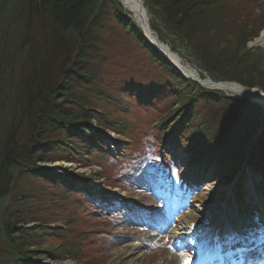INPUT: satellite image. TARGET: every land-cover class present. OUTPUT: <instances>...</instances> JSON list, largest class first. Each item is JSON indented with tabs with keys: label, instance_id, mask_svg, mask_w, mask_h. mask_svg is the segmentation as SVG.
I'll use <instances>...</instances> for the list:
<instances>
[{
	"label": "trees",
	"instance_id": "16d2710c",
	"mask_svg": "<svg viewBox=\"0 0 264 264\" xmlns=\"http://www.w3.org/2000/svg\"><path fill=\"white\" fill-rule=\"evenodd\" d=\"M142 1L158 40L167 44L166 33L170 50L201 79L264 94L262 58L246 47L264 30V9L259 18L249 10L256 0ZM115 27L144 54L137 61L143 68H129L135 76L126 79L107 74L112 35L104 29ZM127 98L153 113L144 155L157 160L160 144L172 135L190 164L212 170L225 185L245 167L263 174L264 185L262 108L180 76L116 0H0V264H39L49 250L59 264L91 248L94 240L75 226L78 217H60L66 231L47 233L61 194L76 196L80 206L91 194L88 179L39 164L106 159L109 130L127 144L126 155L135 150L127 134L136 126L121 104ZM114 108L119 117L112 116ZM38 182L42 194L32 191ZM49 237L64 242L43 249Z\"/></svg>",
	"mask_w": 264,
	"mask_h": 264
},
{
	"label": "rangeland",
	"instance_id": "374dc122",
	"mask_svg": "<svg viewBox=\"0 0 264 264\" xmlns=\"http://www.w3.org/2000/svg\"><path fill=\"white\" fill-rule=\"evenodd\" d=\"M256 2L257 4L249 10L255 18H259L263 16L264 0H256ZM144 8L151 23L152 12L147 5ZM108 30L111 29H104V36L111 39L112 35V39L111 43L105 47L107 74L118 75L119 79H126L130 75L135 76L126 72L129 68L139 67V70L143 68V65H138L137 62L140 58H144L143 53L139 54L140 47L134 49L135 45L130 37L120 28ZM163 36L168 46L172 39L166 33ZM259 37L247 42L246 47L255 49L254 53L262 58L259 71L261 78L264 79V44L263 47L254 46V42ZM126 52H129L128 55L131 57L126 59ZM120 66L124 68L121 72H119ZM148 68H151L150 64L144 65V69ZM146 80L148 78L141 80L144 85L149 84ZM257 90L263 94L262 91ZM223 93L236 97L227 91ZM128 101L129 98L121 104L128 108L126 115L128 123L132 122L136 126L130 135L127 134L134 142L135 150L132 148L127 155L123 153L124 149H128L127 144L118 138L116 133L109 130L108 137L120 142L107 144V149H110L112 153L106 159L99 158L97 161L94 159L95 161L89 165L70 162L39 164L53 173H63L62 171L65 170L67 174L83 175L88 179L87 186L97 192L89 201L82 198L80 206L75 204L76 196L69 193L61 194L63 199L58 202L60 207L56 210L57 221H50L47 233L66 231L67 226L60 217H78V224L75 226L78 230L88 232L89 240L93 239L94 242L90 244L91 248L87 249L82 258L61 260L59 264H84V260L88 264H195L202 249L192 251L190 249L192 245L199 242L204 247L212 239L214 246L219 245L220 238L225 232L226 237L230 235V232L238 233L239 229L236 225L251 222L254 212H256L253 216L254 224L259 223L261 217L257 203L262 201L264 205V199L258 196L257 192V184L261 179L259 174L249 172L239 181L240 186L224 187L223 182L215 176L210 174L203 176L197 172L198 170L193 172L194 169L188 167L189 162L184 153L181 154V151H178L173 144L167 149L161 148L160 155L162 157L172 153L176 155L174 164L170 165V168L175 175L176 171L183 170V179L175 178L167 183L162 173L154 167V161L144 155L145 143L152 140L149 133L153 113H146L149 110L128 105ZM115 109L111 112L112 116L119 117L120 112ZM193 173L199 178H195ZM40 183L43 184L38 182L36 188L30 186L32 191L42 194ZM247 186L250 187L249 192L246 191ZM251 196L253 198L247 203V198ZM107 200L116 202L114 209L106 210ZM251 201L254 202L253 207ZM133 209L136 213L133 211L131 214L130 210ZM145 222H148L149 226L144 224ZM244 228L245 226L241 228L242 231ZM247 229L249 228L246 227ZM198 232L199 237L190 238L191 234ZM202 238L205 242L199 241ZM63 242L61 239L59 241L55 237H49L41 243L43 249H53L58 248ZM49 251L48 255L39 257V264H57L50 256L52 251Z\"/></svg>",
	"mask_w": 264,
	"mask_h": 264
},
{
	"label": "bare ground",
	"instance_id": "6f19581e",
	"mask_svg": "<svg viewBox=\"0 0 264 264\" xmlns=\"http://www.w3.org/2000/svg\"><path fill=\"white\" fill-rule=\"evenodd\" d=\"M118 1L119 5L121 6L124 11H126L131 20L135 22L139 26V28H142L148 32L150 35V39L155 41L157 40L156 35L153 33V31L149 28V19L147 18V11L146 8H144L143 3L140 0H116ZM259 39H257L254 42V46L263 47L264 44V31L260 33ZM156 39V40H155ZM163 45L160 46L161 50H163L166 55L170 58V60L174 61V63L180 68L181 71L184 72L187 76L190 78H199L200 80H203V78H200V74L197 70H195L193 67H190L188 63H186L184 60L181 59L176 53H174L170 48L162 43ZM205 82L208 86L211 88L216 87L219 90L227 91L237 98L246 100H252L256 103H259L262 105L264 109V99L263 95L256 89L249 91H244L242 88H240V85H230V84H224V85H211L209 82ZM216 83V82H215ZM246 191H250V187L247 186ZM247 198V203L250 202L248 200L252 199ZM263 202L259 201L257 203L258 209L262 213L263 217V224L262 227H258L259 229H253V226L251 229L246 230L244 228L243 232L241 231V228H243L244 224L251 225L249 222L244 224H238L237 229L240 231L238 233L230 232V235L228 237H223L220 239L221 242L219 245L214 246V240H209L204 247L197 242L195 245L191 246L192 251H198L199 249H202L200 252L201 254L204 253V251L207 252L206 257L201 259V263L203 264H230L233 262L243 261L244 264H253V262H260V253L264 250V205ZM251 206H254V202L251 201ZM239 221H237L238 223ZM144 224L148 225V222H145ZM252 231V232H251ZM238 239H246L245 241H242V244H240L237 240H234L232 236L238 235ZM200 233L191 234L190 238L194 239V237H199ZM224 235V234H223ZM199 241H204V239H200ZM205 242V241H204ZM226 247V249H224ZM242 250V251H241ZM264 253V252H263ZM222 257L228 259L227 262L222 261ZM121 258V257H119Z\"/></svg>",
	"mask_w": 264,
	"mask_h": 264
},
{
	"label": "water",
	"instance_id": "95a60500",
	"mask_svg": "<svg viewBox=\"0 0 264 264\" xmlns=\"http://www.w3.org/2000/svg\"><path fill=\"white\" fill-rule=\"evenodd\" d=\"M141 2H142V0H140ZM141 30H143V35H144V38H145V40H148V42L151 44V45H153L154 47H155V49H156V51H158L160 54H161V56L169 63V64H171L177 71H179V73H180V76H182V77H184V78H186V79H189L190 81H194V82H196L197 84H199L202 88L203 87H205L206 89H208V90H212V91H214V90H219L218 88H216V87H214L213 86V88H211L210 86H208L205 82H203V81H206V82H209L211 85H213V84H216V85H224V84H230V85H237V86H239V84H237V83H230V82H216L215 83V81H212V80H210V79H208V78H205V79H203V80H200L199 78H190L189 76H187L186 74H184V72L183 71H181L180 70V68L174 63V61H172V60H170V58L166 55V53L163 51V50H161V48H160V46L161 45H163L162 44V42L160 41V40H156V42L155 41H153V40H151L150 39V35L148 34V32L146 31V30H144V29H142L141 28ZM157 38V37H156ZM240 88H242V90H244L245 92L246 91H249V92H251L253 89H247V88H243L242 86H240ZM219 91H222V90H219ZM222 92H224V91H222ZM263 95V99H264V94H262ZM238 99H240V98H238ZM241 100H244V99H241ZM246 100H249V99H247L246 98ZM251 103H253V104H255V105H259L260 107H262V105H260L259 103H256V102H254V101H252V100H249ZM263 108V107H262ZM264 110V109H263Z\"/></svg>",
	"mask_w": 264,
	"mask_h": 264
}]
</instances>
